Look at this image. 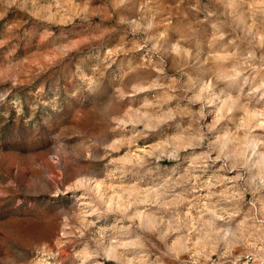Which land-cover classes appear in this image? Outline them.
I'll list each match as a JSON object with an SVG mask.
<instances>
[{
    "label": "rangeland",
    "instance_id": "1",
    "mask_svg": "<svg viewBox=\"0 0 264 264\" xmlns=\"http://www.w3.org/2000/svg\"><path fill=\"white\" fill-rule=\"evenodd\" d=\"M0 264H264V0H0Z\"/></svg>",
    "mask_w": 264,
    "mask_h": 264
}]
</instances>
